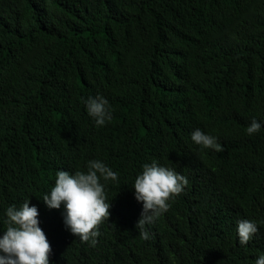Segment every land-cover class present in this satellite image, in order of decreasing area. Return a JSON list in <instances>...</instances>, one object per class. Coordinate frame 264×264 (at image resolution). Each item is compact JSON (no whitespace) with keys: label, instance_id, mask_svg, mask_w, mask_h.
<instances>
[{"label":"trees","instance_id":"trees-1","mask_svg":"<svg viewBox=\"0 0 264 264\" xmlns=\"http://www.w3.org/2000/svg\"><path fill=\"white\" fill-rule=\"evenodd\" d=\"M9 260L264 264V0H0Z\"/></svg>","mask_w":264,"mask_h":264},{"label":"clouds","instance_id":"clouds-1","mask_svg":"<svg viewBox=\"0 0 264 264\" xmlns=\"http://www.w3.org/2000/svg\"><path fill=\"white\" fill-rule=\"evenodd\" d=\"M95 191L94 189L84 197L83 199V205H88V204H92V203H95V199H93V195H94ZM97 201V199H96ZM247 221V218L246 219H242L238 224V229L240 230L246 223ZM19 260H9L7 262H3V263H0V264H16Z\"/></svg>","mask_w":264,"mask_h":264},{"label":"bare ground","instance_id":"bare-ground-1","mask_svg":"<svg viewBox=\"0 0 264 264\" xmlns=\"http://www.w3.org/2000/svg\"><path fill=\"white\" fill-rule=\"evenodd\" d=\"M87 139V138H86ZM66 179H74L73 177H69V178H66ZM67 181V180H66ZM66 181H65V183H66ZM64 190L66 191V190H68V189H66V188H64ZM97 191V190H96ZM94 198H96L97 199V201H96V199H95V202H101V204L102 205H105V203H106V200L103 198V196L100 194V192H95L94 193V195H93V199ZM79 202L81 203V202H83L81 199H79ZM96 204V203H95ZM78 208H84V209H86L87 211H89L90 212V210L92 209V207H87V206H84V205H80Z\"/></svg>","mask_w":264,"mask_h":264}]
</instances>
